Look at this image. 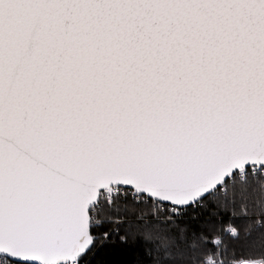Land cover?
<instances>
[{
    "label": "snow or ice",
    "instance_id": "snow-or-ice-1",
    "mask_svg": "<svg viewBox=\"0 0 264 264\" xmlns=\"http://www.w3.org/2000/svg\"><path fill=\"white\" fill-rule=\"evenodd\" d=\"M0 264H264V0H0Z\"/></svg>",
    "mask_w": 264,
    "mask_h": 264
}]
</instances>
